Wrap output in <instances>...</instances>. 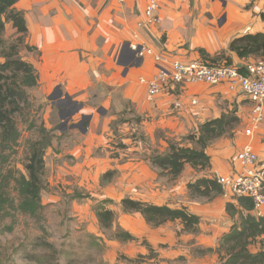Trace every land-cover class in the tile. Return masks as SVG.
<instances>
[{
	"label": "crops",
	"instance_id": "crops-1",
	"mask_svg": "<svg viewBox=\"0 0 264 264\" xmlns=\"http://www.w3.org/2000/svg\"><path fill=\"white\" fill-rule=\"evenodd\" d=\"M194 1L164 0L156 12L161 24L149 28L140 26L146 18L148 0L16 1L15 7L25 12L28 20L29 42L37 48L34 52L39 61L32 62L39 72L38 97L50 99L48 119L55 112L58 115L56 119L59 118L61 122L54 127L46 119V126L56 129L53 144L67 137V134L71 138L80 134L77 138L83 139V145L76 144L68 154L86 163L75 162L77 164L70 172L75 176H78L75 172L83 174V169L88 176L89 172H94L85 177L80 186L98 187L99 190L92 195L90 193L88 199L94 198L96 204L101 203L116 214L113 205L119 203L121 211L125 212L122 200L126 197L173 208L184 206L198 216L203 212L200 201L189 198L181 204L169 202L157 195L160 189L147 185L149 182L151 184L150 180H146L150 178L148 174L154 173L157 167L151 163L150 148L139 146L134 140L138 136L137 131L143 130L144 136L150 135L149 130L154 126L164 125V129L169 127L187 136L199 133L206 121L234 112L239 118L238 127L206 148L212 166L199 173L209 177L230 175L234 168L233 157L245 144L250 143L245 130L250 124L253 104L227 84L212 86L203 82L189 83L168 88L154 100L148 98L147 80L156 75L157 65L150 55L137 57L131 44L150 47L155 52H161L169 61L199 59V51L189 50L196 48L209 53L227 50L234 63L245 64L256 59H241L229 50V46L233 39L245 34L264 33V0H256L254 4L253 0ZM247 5L248 9L244 7ZM194 98L199 100L196 105L192 104ZM177 101L181 102V107L176 106ZM62 116L68 120H62ZM81 121H84L83 126H74ZM65 122L70 124L67 132L63 129ZM166 124L169 126L165 127ZM115 137L129 142L127 148L115 152L107 150L106 141H112ZM252 144L264 166V123L252 139ZM99 148L106 150V154L95 156ZM61 154L58 150V155ZM109 171L114 172L110 181L104 178ZM195 174L197 178L198 172L195 171ZM96 176H99L98 183L93 179ZM192 179L195 178L188 176L187 183ZM145 186L149 191L145 190ZM176 186L184 193L182 182ZM176 186L170 194H178L180 189L177 190ZM140 188H144V191L139 192ZM133 189L137 192H133ZM155 190L158 192L153 193ZM143 192L145 195L139 194ZM213 200H217L213 203V210L220 212V219L232 221L226 211L230 198L223 194ZM126 213L136 216L142 225L136 228H131V225L122 227L134 236L140 233L141 228L146 232L148 229H163L166 237L173 236L175 240L178 233H185L181 223L178 233L173 235L167 227L174 222L154 228L141 213ZM211 215L214 216L212 211ZM205 230L202 226L200 232L210 233V228ZM203 247L213 248L210 245Z\"/></svg>",
	"mask_w": 264,
	"mask_h": 264
},
{
	"label": "rangeland",
	"instance_id": "rangeland-1",
	"mask_svg": "<svg viewBox=\"0 0 264 264\" xmlns=\"http://www.w3.org/2000/svg\"><path fill=\"white\" fill-rule=\"evenodd\" d=\"M189 1L192 3L195 2L194 0ZM255 1L256 0H253L252 4H254ZM256 2L259 1L257 0ZM232 7L233 6H231V8ZM244 7L248 9L249 5ZM17 36L16 28H14L12 23L7 22L5 31L2 35V37L7 40V45L10 46ZM28 38L29 33L27 35V43L30 44ZM189 50L199 51V59L203 61L213 64H229L228 55L226 56L227 50H221L216 53H209L207 50H199L197 48ZM36 54L37 53L34 51L29 52L26 49L21 51V56L30 62L39 61ZM252 60L264 61V57H257ZM231 64L241 66L244 63L232 62ZM39 87L38 84L35 88L28 90L32 105L25 107L22 112L15 114V119L21 135L14 149L6 151V160L4 163L0 164V172L3 173V175L13 174L17 176L20 172L23 174L26 173L25 164L28 162V157L31 154L32 143L40 140L42 137L40 132L41 125L46 126V119L49 118V109L51 108L49 106L51 102L49 98L38 97L40 95ZM173 96H175V93ZM57 117L58 115L53 112L50 119H48V122L53 123L54 127L58 126L57 123H61L59 118L58 120L56 119ZM65 119L68 120L67 117L62 116V120ZM135 119L137 123L138 120L137 118ZM33 123L36 126H32ZM238 125L239 123H237L233 129L227 130L221 137L233 133V130L237 128ZM166 126L169 125L166 124L165 127ZM48 127L49 126H47V128ZM69 127L70 124L65 122L63 129L67 132ZM113 127L115 128L116 125H113ZM128 127L129 123H127V128ZM163 127L164 125H162V127L154 126L149 130L150 135L145 136L143 135V130L137 131L136 133H138V136L134 140L137 141L139 146L150 148L151 153L165 152L169 150V145L171 143H188L186 145L193 146L196 149L202 148L195 140L192 141L188 139L186 141L185 134H179L177 130L170 129L169 127L164 129ZM115 132L117 133L118 131L115 130ZM120 133L122 134L123 132ZM67 135V137H64L59 142L56 141V143L48 147L45 151L46 170L42 178L44 184L41 191V202L45 207L42 210V214L33 216L23 213L18 208L20 199L15 184L14 182L10 184L7 193L10 199L13 200V205H11V203L6 204V207L0 211V264L221 263L217 253L218 246L221 244L219 241L227 233L226 230H228L233 223V220L226 221V219H220V212L218 213L216 210L217 213H215L213 210L215 204L213 205V203L218 199L214 201L199 195L195 196V193H192L187 187L188 183L186 179L188 176L196 178L197 175L195 171L198 172V178L205 174L188 168L184 170L181 175L175 177L167 171L157 169L154 173L151 172L148 174L150 178H146V180L151 181V184L154 180L153 186H151L150 182L147 185L152 189H160L157 195L163 199H168L169 202L175 201V203L181 204L189 200V198L200 201L199 205L203 212H200L199 217L201 221L199 226H197L198 230L196 232H185L180 235L178 233L180 222L176 221L169 224L167 228L173 235L178 233V235H176L177 240H175L173 236L166 237V231L163 229H148L146 232L144 228H141L139 229L140 233L136 236V240L122 242L115 239L113 236L116 230L118 228L123 229V226L129 227L128 225H131V228L141 227L140 221L136 220V216H130L129 213L121 211L119 207L120 204L117 203L113 205L117 210L113 228H104L100 224L96 214V207H98L99 203L96 204L95 201H93L94 196L92 197L93 199H88L89 196L95 193V191L97 192L99 188H85V186H80L81 183L84 182V178L88 176L84 173V169L81 170L83 174L78 172L74 173L76 175L78 174V176L70 172L74 164H77L75 162L81 164L86 163L81 161L80 158L75 159V157L69 156L68 154L70 149L76 144L82 146L83 139L77 138L80 134H77V137L74 138H71L70 134ZM216 140H218V138L210 140L209 144H212ZM106 142V149L114 152L127 148L129 144V142H124L117 137L112 141L108 140ZM130 144L132 143L130 142ZM101 149L102 148L97 149L94 155L100 156L106 154V150ZM58 150L62 152V157L58 155ZM137 153L140 155V152ZM91 173L93 174L94 172ZM91 173L89 172V176H91ZM95 175H97V173H95ZM98 177L99 176L93 177L97 183ZM181 182L184 187V193L176 186ZM175 186L177 190L180 189L179 192H177L178 194H170L172 188ZM145 190L149 191L147 187ZM135 191L137 192V190L133 189V192ZM142 191H144V188H140L139 192ZM154 192L157 193L158 191L155 190L153 193ZM139 194H144V192ZM108 205L109 204H107V206ZM208 207H210L209 211ZM211 211L214 213V216L211 215ZM94 214H96V217ZM202 226H204L206 230L210 228V233L204 232V234H202L203 232H200ZM208 236H210V238H208ZM194 237L199 238L195 239ZM47 243H51L53 247L48 248L46 246ZM207 245L213 246L214 251L203 254V251L208 249L203 246ZM263 247L264 239L260 237L253 240L250 244V249L254 253L258 252Z\"/></svg>",
	"mask_w": 264,
	"mask_h": 264
},
{
	"label": "trees",
	"instance_id": "trees-1",
	"mask_svg": "<svg viewBox=\"0 0 264 264\" xmlns=\"http://www.w3.org/2000/svg\"><path fill=\"white\" fill-rule=\"evenodd\" d=\"M17 0H0V164L6 160V151L13 150L21 135L15 114L22 112L25 107L32 105L28 90L39 84V73L35 65L21 56V51H36L35 46L27 43L28 20L23 11L16 9ZM264 18V13H262ZM10 22L17 30V38L9 46L2 37L6 23ZM229 50L236 53L241 59L264 57V33H248L231 41ZM227 56V54H226ZM229 64L233 62L228 56ZM244 69L243 66L240 67ZM239 123L234 112L224 113L219 118L206 121L199 133L189 134L186 139L195 140L202 147L196 149L188 143L169 145V150L156 152L151 155V163L157 169L167 171L178 177L181 173L192 168L203 171L212 166L211 157L206 153L209 141L221 137L227 130L233 129ZM32 126H36L34 123ZM55 130L41 125L40 140L32 143L31 154L25 164L26 173L19 175L0 172V211L13 200L7 190L14 182L19 194L18 208L26 214L39 216L44 205L41 202L43 176L46 170L45 151L51 147L55 139ZM114 172L104 174V178L111 179ZM188 189L195 196L213 200L223 195L224 191L214 177H197L187 184ZM80 193V192H79ZM77 198V197H75ZM79 199V198H78ZM109 202V201H108ZM125 212H139L146 222L154 228L169 222H180L184 232H196L200 224V217L191 213L187 207L173 208L169 205H156L141 200L126 197L122 200ZM254 202L251 197L242 196L230 198L226 204V211L233 224L219 241L218 255L220 264H264V247L254 253L250 244L257 238L264 239V217L253 213ZM96 214L104 228H113L116 212L106 208L101 203L96 207ZM122 242L134 241L136 236L125 229L118 228L113 235ZM46 246L53 247L51 243ZM214 251L208 248L203 254Z\"/></svg>",
	"mask_w": 264,
	"mask_h": 264
},
{
	"label": "built area",
	"instance_id": "built-area-1",
	"mask_svg": "<svg viewBox=\"0 0 264 264\" xmlns=\"http://www.w3.org/2000/svg\"><path fill=\"white\" fill-rule=\"evenodd\" d=\"M164 0H148L145 9V20L140 23L143 28L159 26L161 19L156 12ZM137 57L150 55L157 65L156 75L147 80L148 98L154 100L166 89L178 85L203 82L212 86L227 84L233 91H239L252 104L250 124L245 130L250 143L244 145L233 157V170L230 175L216 174L214 178L222 185L224 195L228 198L251 197L254 202L253 213L264 217V166L253 148L252 139L264 123V61L253 60L243 65L241 70L236 64H213L201 59L191 61H169L161 52H155L145 45L131 44ZM143 81H145L143 79ZM199 103L197 98L192 104ZM176 106L181 107L177 101Z\"/></svg>",
	"mask_w": 264,
	"mask_h": 264
},
{
	"label": "water",
	"instance_id": "water-1",
	"mask_svg": "<svg viewBox=\"0 0 264 264\" xmlns=\"http://www.w3.org/2000/svg\"><path fill=\"white\" fill-rule=\"evenodd\" d=\"M57 105L60 106V105H61V102H60V103H57ZM83 125H84V121H81V123H79V124H75L74 126H75V127H81V126H83Z\"/></svg>",
	"mask_w": 264,
	"mask_h": 264
},
{
	"label": "clouds",
	"instance_id": "clouds-1",
	"mask_svg": "<svg viewBox=\"0 0 264 264\" xmlns=\"http://www.w3.org/2000/svg\"><path fill=\"white\" fill-rule=\"evenodd\" d=\"M241 66H243V65H241Z\"/></svg>",
	"mask_w": 264,
	"mask_h": 264
}]
</instances>
